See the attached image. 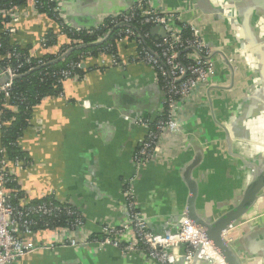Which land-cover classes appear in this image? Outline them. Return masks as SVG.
Instances as JSON below:
<instances>
[{"label": "crops", "instance_id": "0c3cea01", "mask_svg": "<svg viewBox=\"0 0 264 264\" xmlns=\"http://www.w3.org/2000/svg\"><path fill=\"white\" fill-rule=\"evenodd\" d=\"M137 0H61L67 21L94 28L110 15L128 12ZM161 11H178L193 22L207 45L229 57L234 73L220 59L214 85L202 88L179 114L180 133H166L159 158L135 181L141 211L160 234L176 230L186 215L189 189L184 175L195 164L198 212L215 219L242 197L255 171L264 178V0H155ZM13 42L32 45L37 56L58 54L59 45L43 49L40 39L56 30L45 14L24 5ZM248 18L249 21H246ZM122 60L134 53L118 47ZM94 66L97 68L92 69ZM99 58L85 63L83 78L64 83V97H49L34 109L21 145L31 165L20 175L32 199L55 193L85 214L84 231L100 236L105 225L125 218L123 182L135 175L133 155L146 130L133 119L153 117L163 96L146 65L99 69ZM247 163V164H246ZM256 169V170H255ZM243 264H264V190L242 223L228 232ZM17 264H158L137 252L122 256L112 247L36 251ZM176 264H187L181 259ZM193 264H209L196 261Z\"/></svg>", "mask_w": 264, "mask_h": 264}, {"label": "built area", "instance_id": "2783aa9c", "mask_svg": "<svg viewBox=\"0 0 264 264\" xmlns=\"http://www.w3.org/2000/svg\"><path fill=\"white\" fill-rule=\"evenodd\" d=\"M50 1L55 3V17L51 18L57 24V29L52 31L55 46L59 45L63 37L94 35L98 30L100 25L80 28L70 24L61 10V0ZM154 1L137 0L128 12L110 15L108 18L114 28H109L105 36L95 41L99 42L114 30H119L116 47L133 48L131 59L122 60L119 53H113L109 45L98 56L99 69L124 68L130 63L146 65L153 70L163 96L162 107L155 116L133 119L136 126L146 130V135L133 155L135 175L123 182V222L119 226L105 225L100 236H92L84 231L85 214L73 203L59 199L55 193L44 194L37 199L29 198L20 185V175L31 162L27 163L19 158L10 159L0 145V264H17L36 251L88 247H94L99 252L112 247L119 250L122 256L142 252L158 264H176L181 259L187 264H193L196 260L224 264L206 235L188 216L183 215L176 230L166 229L157 234L144 217L138 200L135 181L142 171L159 158L165 134L180 133L179 114L185 105L200 89L214 85L220 61L214 54L221 52V49L217 51L207 45L205 36L193 22L182 20L178 11L157 10ZM24 6L30 12L42 14L39 12V0H27ZM19 8H0V17L6 20L0 29V35H10L12 42L14 25L20 17ZM147 26L151 27L150 32L143 30ZM156 27L164 29L166 35H153L152 30ZM48 32L40 39L39 48H51L47 46ZM147 40L151 41L150 45ZM69 41L76 47L85 45L78 37ZM14 52L16 53L15 50ZM14 52L9 53L6 58L10 60L15 57ZM63 55L64 52L58 57ZM92 58L94 57L89 54L81 56L78 62H71L53 75H59L58 83L64 86L70 79H79L75 70L83 69L85 63ZM33 60L38 65L45 64L42 56H37L32 48L24 56V64H31ZM6 75L9 76L8 80L1 81ZM16 76L17 70L11 67L0 71V93L4 94L6 100L12 96ZM64 94L63 91L57 97H64ZM12 109L17 111L18 106H12ZM1 119L0 111V121ZM2 126L3 123H0V140ZM63 216L67 217L64 224L60 223ZM225 237L232 243L229 233Z\"/></svg>", "mask_w": 264, "mask_h": 264}, {"label": "trees", "instance_id": "16d2710c", "mask_svg": "<svg viewBox=\"0 0 264 264\" xmlns=\"http://www.w3.org/2000/svg\"><path fill=\"white\" fill-rule=\"evenodd\" d=\"M39 2L41 3L39 12L46 14L49 18L55 17V13L53 12L55 8L54 2L50 0H39ZM26 3L27 0H0V8L10 9L13 7H21ZM5 21V19L0 17V29L3 28ZM109 28L114 27L111 24L110 18H107L98 27L94 35L80 34L75 37H69V39H76L78 37L85 45H90L101 36H105ZM143 30L150 32L151 27H143ZM52 31L53 30H51L50 33L48 32L49 34L47 36V46L49 47H53L56 44ZM118 31L119 30H114L107 40L99 45L84 48H77L75 44L62 45L58 55L46 54L42 56L45 62L44 65H38L36 60H33L31 64H24V56L29 54L32 45L23 47L13 43L10 35H0V71H3V69L7 67L17 70V76L13 81L11 90L12 96L10 99L6 100L4 94L0 93V111L2 112L0 123H3L1 127L0 145L6 150L10 159L19 158L27 163L31 162L21 142L32 124L34 109L41 104L44 99L57 97L64 91V86L58 83L59 75L55 76L53 74H58L71 62H78L81 56H87L89 54L94 58H98L100 52L109 45L113 53H118V48L115 44ZM147 41V44L150 45L151 41ZM13 52L16 56L10 60L7 59L6 56ZM63 52L64 54L70 52V54L65 59L59 60L60 58L58 56ZM94 68L97 67L94 66L92 69ZM85 72L86 70L84 69L75 70V74L78 75L79 78H83ZM12 106H18L17 111H14ZM66 219L67 217L63 216L60 219V223L62 222V224H64Z\"/></svg>", "mask_w": 264, "mask_h": 264}, {"label": "water", "instance_id": "95a60500", "mask_svg": "<svg viewBox=\"0 0 264 264\" xmlns=\"http://www.w3.org/2000/svg\"><path fill=\"white\" fill-rule=\"evenodd\" d=\"M246 21H249L248 18H246ZM152 33L153 35H166L165 30L160 27L154 28L152 30ZM108 36H110V34ZM108 36L99 42H95L90 45H82L77 48H84L102 44L107 40ZM69 54L70 52H66L62 57H60L59 60L65 59ZM217 55H220L223 58L224 62L228 65L233 74L234 67L230 62L229 57L226 56V54H224L223 52L214 54V56ZM3 71H5V69H3ZM8 78L9 76L6 75L1 81H6L8 80ZM262 78L264 79V70L262 71ZM194 167L195 164L191 165L184 175L185 183L189 189L186 216H188L189 219L203 231V233L207 237V240L212 244L214 249L222 258L224 264H243L239 252L236 251V249L233 247V242L229 243L226 240L225 236L234 226L242 223L245 220V217L252 210V208L258 201L262 191L264 190V178L259 174L257 175V170L255 169L256 171L253 179L247 185L246 190L244 191L237 204L233 205L230 210L223 213L219 217L210 219L202 216L197 210L199 187L198 183L192 177V171ZM196 261H194V263ZM207 263L212 264L211 262Z\"/></svg>", "mask_w": 264, "mask_h": 264}]
</instances>
